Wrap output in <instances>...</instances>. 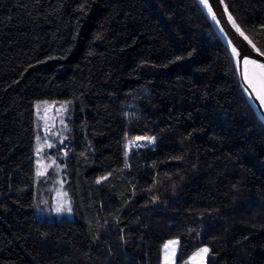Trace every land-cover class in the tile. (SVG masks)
<instances>
[{
  "label": "trees",
  "instance_id": "1",
  "mask_svg": "<svg viewBox=\"0 0 264 264\" xmlns=\"http://www.w3.org/2000/svg\"><path fill=\"white\" fill-rule=\"evenodd\" d=\"M226 1L264 52V0ZM38 99L72 101L73 218L42 211ZM173 237L176 264H264V123L198 2L0 0V264H162Z\"/></svg>",
  "mask_w": 264,
  "mask_h": 264
},
{
  "label": "rangeland",
  "instance_id": "2",
  "mask_svg": "<svg viewBox=\"0 0 264 264\" xmlns=\"http://www.w3.org/2000/svg\"><path fill=\"white\" fill-rule=\"evenodd\" d=\"M72 101L61 99H38L35 101V167L37 175L47 174L51 170H55L54 181L40 184L43 195L40 197L43 203L42 211L53 214L58 217L73 218L74 210L69 192L65 188L64 166L60 162L61 157L65 153L55 154L53 149H57L62 143L65 144L70 131L69 114ZM152 138L147 135H137L130 137L127 142V148L151 144L153 139H137ZM63 151L66 152L65 147ZM62 151V152H63ZM61 208V211H57ZM68 209H71L69 211ZM178 237L168 239L163 245L164 253L168 256V243ZM177 247V246H176ZM208 245H202L201 248ZM176 258V257H175Z\"/></svg>",
  "mask_w": 264,
  "mask_h": 264
},
{
  "label": "water",
  "instance_id": "3",
  "mask_svg": "<svg viewBox=\"0 0 264 264\" xmlns=\"http://www.w3.org/2000/svg\"><path fill=\"white\" fill-rule=\"evenodd\" d=\"M205 13L207 19L211 23L215 32L219 35L222 42L228 48L240 83L244 90V93L250 102L252 108L258 115V117L264 123V103L261 102L260 95L256 90V87L253 82L252 70H264L260 69L256 65H247L243 64L242 59H240L239 63L237 62L238 58L233 55L232 49L235 47L239 52H241L242 56L247 55L250 59L257 60L259 63H264V56L260 55L258 52L254 51L251 45L248 44V41L244 39L243 36L237 32L233 23L229 20L228 16L231 13L232 18L235 20L236 24L239 25L240 30L243 31L244 35L248 37L249 40L252 41L253 44L256 45L257 48L260 49V52H263L255 40L248 34V32L243 28L238 19L233 14L232 10L229 7V4L226 0H208V6L211 7L212 13H215L216 20H213L212 13L209 12L208 6H205L200 2V0H196ZM225 6H227V11H225ZM219 21L217 23L216 21ZM231 41V43H229ZM245 74H247V79L245 78Z\"/></svg>",
  "mask_w": 264,
  "mask_h": 264
},
{
  "label": "snow or ice",
  "instance_id": "4",
  "mask_svg": "<svg viewBox=\"0 0 264 264\" xmlns=\"http://www.w3.org/2000/svg\"><path fill=\"white\" fill-rule=\"evenodd\" d=\"M200 2L202 4H204L205 6H208V0H200ZM221 2H222V0H221ZM208 10H209L210 13H212V9H211L210 6H208ZM225 11H227V6H225ZM212 18H213V20H216L215 13H212ZM228 18L233 23V25L235 26L237 32H239V34L241 36H243L246 41H248V44L251 45L252 49L254 51L258 52L260 55L264 56V52H260V49L257 48L256 45L253 44L252 41L249 40L248 37L244 35L243 31L240 30L239 25L236 24L235 20L231 16V13H229ZM216 22L219 23L218 20ZM262 27H264V26H262ZM229 43H231V41H229ZM232 52H233V55L238 58V60H237L238 63H239L240 59H242L243 64L245 66H247V65H256L260 69H264V63H259L257 60L250 59L247 55H243L242 56L241 52H239L235 47H233ZM245 78L247 79V74H245ZM260 99H261V102L264 103V95H261ZM137 139H148V140L151 141L154 138H140V137H138ZM101 179H104V178L102 177ZM61 210H62L61 208L57 209V211H61ZM68 210L71 211V209H68ZM208 251L209 250L207 248L201 249L202 253H207Z\"/></svg>",
  "mask_w": 264,
  "mask_h": 264
},
{
  "label": "crops",
  "instance_id": "5",
  "mask_svg": "<svg viewBox=\"0 0 264 264\" xmlns=\"http://www.w3.org/2000/svg\"><path fill=\"white\" fill-rule=\"evenodd\" d=\"M167 245H168V248L170 249L168 252V256H166V254L164 253V249H163L162 264H176L175 257H176V252H177L178 245H179V240L173 239ZM201 249H204V248L199 247L194 252H192L190 256L186 259L185 263L186 264H206V257H207L208 252L202 253Z\"/></svg>",
  "mask_w": 264,
  "mask_h": 264
},
{
  "label": "bare ground",
  "instance_id": "6",
  "mask_svg": "<svg viewBox=\"0 0 264 264\" xmlns=\"http://www.w3.org/2000/svg\"><path fill=\"white\" fill-rule=\"evenodd\" d=\"M253 82L259 95H264V70H252Z\"/></svg>",
  "mask_w": 264,
  "mask_h": 264
}]
</instances>
